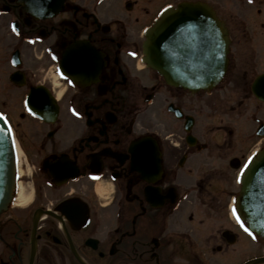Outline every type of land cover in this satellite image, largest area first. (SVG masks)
Here are the masks:
<instances>
[{
  "label": "flooded vegetation",
  "instance_id": "1",
  "mask_svg": "<svg viewBox=\"0 0 264 264\" xmlns=\"http://www.w3.org/2000/svg\"><path fill=\"white\" fill-rule=\"evenodd\" d=\"M182 1L0 0V264H264L236 218L249 228L237 176L264 149V0L215 9L229 43L212 89L195 88L194 33L175 38L174 84L142 61Z\"/></svg>",
  "mask_w": 264,
  "mask_h": 264
},
{
  "label": "water",
  "instance_id": "2",
  "mask_svg": "<svg viewBox=\"0 0 264 264\" xmlns=\"http://www.w3.org/2000/svg\"><path fill=\"white\" fill-rule=\"evenodd\" d=\"M189 31L195 34L196 39H201V46L188 54L189 63L195 62V86L210 89L222 76L228 41L226 31L213 10L203 3H185L177 9L165 11L145 35L144 62L163 75L169 84H174V65L178 54L174 50V41L178 33L181 35ZM179 54L183 56L184 53L180 50ZM179 70L183 72L184 67L180 66ZM13 173L12 137L0 116V214L7 210L12 198ZM238 206L249 230L264 237V149L243 173Z\"/></svg>",
  "mask_w": 264,
  "mask_h": 264
},
{
  "label": "rangeland",
  "instance_id": "3",
  "mask_svg": "<svg viewBox=\"0 0 264 264\" xmlns=\"http://www.w3.org/2000/svg\"><path fill=\"white\" fill-rule=\"evenodd\" d=\"M153 3L158 2L160 0H150ZM201 1H205L208 2L209 4H211L215 9H217V11H219L218 13H223L225 12V10L227 9H232L231 5H235L234 0H201Z\"/></svg>",
  "mask_w": 264,
  "mask_h": 264
},
{
  "label": "snow or ice",
  "instance_id": "4",
  "mask_svg": "<svg viewBox=\"0 0 264 264\" xmlns=\"http://www.w3.org/2000/svg\"><path fill=\"white\" fill-rule=\"evenodd\" d=\"M250 2H251V0H250ZM169 7H171V6H169ZM3 114L2 113H0V116H2ZM9 131H10V129H9ZM256 155V153H253L252 154V156H249L248 157V159H247V161L243 164V166L241 167V169H240V175H238L237 176V182H240V180H241V178H242V174L245 172V170L246 169H248V167H249V164L251 163V161H252V159H253V157ZM233 214L235 215L236 214V209L235 208H233ZM237 220H238V222L241 224V227H244V230L246 231V232H248V231H250L247 227H245L244 226V222L242 221V220H240V217L237 215Z\"/></svg>",
  "mask_w": 264,
  "mask_h": 264
}]
</instances>
